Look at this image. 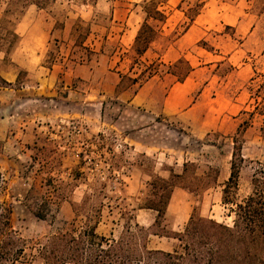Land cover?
<instances>
[{
	"label": "rangeland",
	"instance_id": "rangeland-1",
	"mask_svg": "<svg viewBox=\"0 0 264 264\" xmlns=\"http://www.w3.org/2000/svg\"><path fill=\"white\" fill-rule=\"evenodd\" d=\"M139 1L97 0L92 6L85 0H56L47 10L30 5L16 25L20 42L12 59L17 66L41 65L33 74L36 81L46 75L50 50L53 64L68 70L67 78L59 73L51 84V90L57 91L53 99L34 97L33 84L16 86L12 67L1 70L12 86L0 87V173L6 180L4 196L12 205L13 227L24 238L43 240L50 229L62 226V219L73 217L70 202L79 203L85 194L93 200L81 211L90 215L101 208L96 228L101 234L117 236L129 217L149 225L154 212L138 209L148 193L147 182L152 176L167 178L170 170L180 173L185 161L190 163V174L204 175L210 168L212 174L218 171L216 184L201 195L200 214L232 222L221 189L229 175V136L240 122L239 111L251 109L248 80L254 70L264 71V0L243 1L251 15L241 33L210 20L202 26L203 33L192 34H184L185 13L192 14L197 3L208 0H168L160 5L167 13L165 22L157 24L160 36L142 55V63L133 65L130 46L142 21L141 8L135 5ZM215 1L219 6L234 0ZM5 6L6 1L0 0V16ZM199 40L212 46V52L198 45ZM178 56L194 67L188 81L196 90L190 100L201 94L196 111L208 116L202 119L197 136L175 116L161 114L163 95L175 82L166 66L156 65L150 77L148 68L138 83L125 80L116 89L119 74L137 77L153 61L169 64ZM228 63L235 69L225 75ZM260 126L255 117L244 133L241 152L246 160L239 173L238 200L251 192L254 174L264 175ZM207 133L214 134L206 137ZM48 190L58 197L51 228L26 206L28 198ZM194 204L193 195L173 189L168 214L174 231L183 229ZM176 243L168 237L149 240L151 247L167 250Z\"/></svg>",
	"mask_w": 264,
	"mask_h": 264
},
{
	"label": "trees",
	"instance_id": "trees-1",
	"mask_svg": "<svg viewBox=\"0 0 264 264\" xmlns=\"http://www.w3.org/2000/svg\"><path fill=\"white\" fill-rule=\"evenodd\" d=\"M6 6L0 16V87L12 86L2 75L1 70L12 67L15 71V85L35 84L34 76L17 66L12 55L20 42L16 25L30 5L47 10L56 0H5ZM94 6L97 0H85ZM168 0H141L135 5L141 8L142 21L134 35L130 50L132 64H141L142 55L160 36L158 23H164L167 13L160 7ZM192 14L185 13L188 22L186 30L199 13L202 2L197 3ZM154 22L156 24H154ZM56 24V23H55ZM55 26V25H54ZM232 29L230 26L225 29ZM88 31V27H87ZM83 41H80L82 45ZM205 50L212 52L213 47L204 40H199ZM52 62L51 51H47ZM222 60L215 61L218 65ZM166 66V73L172 75L176 82H183L194 67L180 56L169 64L153 61L140 71L137 77L119 74V87L125 80L138 83L139 76H152L151 69L156 65ZM228 63L225 75L234 71ZM141 84H138L140 86ZM252 101L251 109L239 111L240 122L229 136L232 150L229 175L222 184L221 201L232 216L231 224L202 216L199 205L202 193L216 184L218 171L210 170L204 175L189 173V162L185 161L180 173L170 170L167 178L152 176L147 182L148 193L138 209L154 212L149 225L140 224L132 217L125 220L117 236L99 233L96 228L101 217V208L88 215L82 209L92 203V196L85 194L79 203L70 202L73 217L62 219V226L55 227L43 237L34 241L21 236L12 224V205L5 198L6 180L0 173V264L15 262L28 263L38 259L40 264H264V175L257 173L251 179V192L241 200L237 199L239 173L245 158L242 155L245 131L252 126L255 117L260 119V130L264 134V71L254 70L246 87ZM246 115L245 118H241ZM214 133H207L206 137ZM49 177L45 186L51 185ZM175 187H179L196 198V204L188 216L181 231L172 229V219L168 214V204ZM58 197L49 190L40 197L28 198L26 206L33 215L47 223L51 228L55 219L54 205ZM101 204V202H99ZM122 218L124 214L122 213ZM50 217V220H49ZM151 236L176 239L177 243L169 250L151 247Z\"/></svg>",
	"mask_w": 264,
	"mask_h": 264
},
{
	"label": "crops",
	"instance_id": "crops-1",
	"mask_svg": "<svg viewBox=\"0 0 264 264\" xmlns=\"http://www.w3.org/2000/svg\"><path fill=\"white\" fill-rule=\"evenodd\" d=\"M243 1L245 2L246 0H234L231 3H226V5L219 4L218 6L217 1L208 0L203 4L201 11L194 17V20L190 22L184 34H192L196 32L203 33L204 30L202 26H204V23H210V20H212V22H218L230 26L236 33H241L250 22V18L248 17L251 15L250 12L243 8ZM208 6L211 7L209 8ZM204 10L206 11L203 12ZM178 57L172 61L176 60ZM19 66L32 75L34 73L37 74L38 68L41 67V65L37 66L30 63L19 64ZM194 71L195 69L192 72ZM59 73H63L64 78H67L68 70L63 66H57V64H52L51 67H48L46 75L36 77L35 84L32 85V95H34V97L44 96V98L47 97L53 99L54 96L57 95V91L51 90L50 87L51 84L53 85L55 83V78ZM189 76L186 77L183 82L175 81L168 86L163 95L160 110L163 116H175L181 123L184 122L188 124L197 136V130L204 124V117L207 118L208 116L198 114L196 111L201 94H198L194 100H190L192 93L196 90V85L193 82L188 81ZM136 96L137 94L133 96L130 102H134ZM150 128L151 126H148L146 129L149 131Z\"/></svg>",
	"mask_w": 264,
	"mask_h": 264
},
{
	"label": "built area",
	"instance_id": "built-area-1",
	"mask_svg": "<svg viewBox=\"0 0 264 264\" xmlns=\"http://www.w3.org/2000/svg\"><path fill=\"white\" fill-rule=\"evenodd\" d=\"M72 129L75 130V131H77V132L79 131V128L77 127V125H73L72 126Z\"/></svg>",
	"mask_w": 264,
	"mask_h": 264
}]
</instances>
